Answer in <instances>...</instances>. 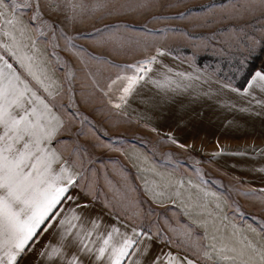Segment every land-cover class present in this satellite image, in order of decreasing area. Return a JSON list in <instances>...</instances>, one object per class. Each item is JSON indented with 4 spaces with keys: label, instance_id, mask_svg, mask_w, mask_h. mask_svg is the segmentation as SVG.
I'll use <instances>...</instances> for the list:
<instances>
[{
    "label": "crops",
    "instance_id": "1",
    "mask_svg": "<svg viewBox=\"0 0 264 264\" xmlns=\"http://www.w3.org/2000/svg\"><path fill=\"white\" fill-rule=\"evenodd\" d=\"M5 3L8 7L0 9L4 12L0 16V71L5 77L19 76L40 97L43 92L52 95L58 76L43 60L38 28ZM154 57L148 66L151 70L134 85L121 110L168 137L172 141L168 148L184 154L180 159L184 169L161 165L144 146L134 143L115 162L97 160V169L90 166L87 171L77 157L61 155L54 140H43L41 147L51 149L53 174L64 168L65 175H72V199L57 205L15 264H111L108 253L100 255L98 249L113 228L119 229L113 242L121 235H133V229L139 233L134 254L122 264H264L260 255L264 231L251 218H234L226 193L214 186L203 189L194 172L187 171L193 163L187 158L196 157L205 179L237 180L244 196H264V81L252 79L256 72L264 74V55L244 88L173 53ZM28 63L44 81L43 87L22 66ZM51 115L58 117V112L51 110ZM58 120L52 119L49 128ZM124 164L129 169L126 173ZM158 179L160 187H152V180ZM124 180L134 185L130 195L122 189ZM139 181L146 182V190L140 191ZM140 193L158 207L178 212L173 216L178 226L175 235L167 223L159 231L153 220H139L129 211L133 201L139 202ZM203 194L211 198L203 201ZM258 206L264 211V204ZM0 257L8 264L3 252Z\"/></svg>",
    "mask_w": 264,
    "mask_h": 264
},
{
    "label": "rangeland",
    "instance_id": "2",
    "mask_svg": "<svg viewBox=\"0 0 264 264\" xmlns=\"http://www.w3.org/2000/svg\"><path fill=\"white\" fill-rule=\"evenodd\" d=\"M7 1L36 25L44 45L43 60L58 76L53 94L42 93L59 117L51 141L64 157L80 159L86 170L97 169V160L115 162L134 143L144 146L161 165L184 169L180 164L184 154L168 148L172 145L168 137L121 110L126 82L118 81L109 89L117 76L134 74L129 65L159 53H173L237 84L247 75L252 57L264 47V11L250 8L248 0ZM44 149L50 156L51 149ZM187 159L193 160L187 171L194 172L203 189L214 186L226 193L234 218H251L264 231V211L258 210L264 196H244L237 180H207L197 158ZM105 168L110 175V165ZM123 168L129 170L127 164ZM159 181L152 180L151 186L160 187ZM141 182L140 191L146 190V182ZM133 187L123 181L125 193H133ZM203 195V201L211 198ZM147 200L140 193L139 202L133 201L129 211L138 219L153 220L159 231L167 223L175 235L178 226L173 216L178 212ZM199 234L204 233L200 230Z\"/></svg>",
    "mask_w": 264,
    "mask_h": 264
},
{
    "label": "snow or ice",
    "instance_id": "3",
    "mask_svg": "<svg viewBox=\"0 0 264 264\" xmlns=\"http://www.w3.org/2000/svg\"><path fill=\"white\" fill-rule=\"evenodd\" d=\"M248 5L264 11V0H248ZM97 6L104 5L98 3ZM7 7L5 0H0V9ZM3 15L4 12L0 11V16ZM154 59L150 57L136 65H129L134 74L117 76L109 84V89L118 81H125L126 86L120 96L124 101L134 85L151 70L147 65ZM22 66L43 87L44 81L33 71V65ZM8 67L11 68V65ZM252 79L264 81V74L256 72ZM44 90L48 91L47 88ZM28 93L30 95H26ZM115 107L119 108L120 104ZM52 119L59 118L51 115L49 104L25 81L15 74L5 77L0 71V252L7 256L8 264H15L17 256L25 250L41 225L55 214L53 210L57 205L64 199H72L69 195V188L74 184L72 175H65L67 169L64 168L59 174H53L52 158L41 147L43 140L50 138L55 131L49 128ZM21 141L22 145L17 147ZM132 232L133 235H121L113 242V234L119 233V229L113 228L103 240V247L98 249L99 254L108 253L111 264H122L130 254H134V246L139 243L136 239L139 233L135 229ZM260 255L264 261V252ZM0 264H3L2 257ZM188 264L193 262L188 261Z\"/></svg>",
    "mask_w": 264,
    "mask_h": 264
},
{
    "label": "trees",
    "instance_id": "4",
    "mask_svg": "<svg viewBox=\"0 0 264 264\" xmlns=\"http://www.w3.org/2000/svg\"><path fill=\"white\" fill-rule=\"evenodd\" d=\"M264 55V47L261 49L259 53L252 57V60L249 63V70L245 78L238 84L241 88H244L248 83L251 75L259 68L260 61ZM201 64V63H200Z\"/></svg>",
    "mask_w": 264,
    "mask_h": 264
}]
</instances>
